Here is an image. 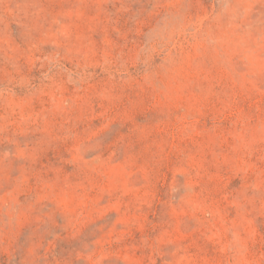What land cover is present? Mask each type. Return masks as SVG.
<instances>
[{"label":"rangeland","instance_id":"374dc122","mask_svg":"<svg viewBox=\"0 0 264 264\" xmlns=\"http://www.w3.org/2000/svg\"><path fill=\"white\" fill-rule=\"evenodd\" d=\"M0 264H264V0H0Z\"/></svg>","mask_w":264,"mask_h":264}]
</instances>
